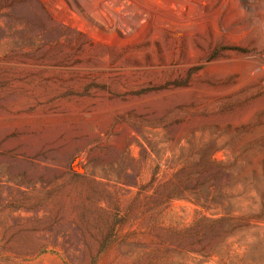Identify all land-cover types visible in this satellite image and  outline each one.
<instances>
[{
  "label": "rangeland",
  "instance_id": "374dc122",
  "mask_svg": "<svg viewBox=\"0 0 264 264\" xmlns=\"http://www.w3.org/2000/svg\"><path fill=\"white\" fill-rule=\"evenodd\" d=\"M0 264H264V0H0Z\"/></svg>",
  "mask_w": 264,
  "mask_h": 264
}]
</instances>
